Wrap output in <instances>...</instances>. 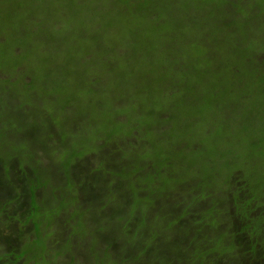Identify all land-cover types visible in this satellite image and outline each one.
<instances>
[{
  "label": "trees",
  "instance_id": "16d2710c",
  "mask_svg": "<svg viewBox=\"0 0 264 264\" xmlns=\"http://www.w3.org/2000/svg\"><path fill=\"white\" fill-rule=\"evenodd\" d=\"M77 6L0 0L1 140H34L30 166L0 150V264H264V0L203 2L174 59L117 60L118 41L84 26L109 11Z\"/></svg>",
  "mask_w": 264,
  "mask_h": 264
},
{
  "label": "rangeland",
  "instance_id": "374dc122",
  "mask_svg": "<svg viewBox=\"0 0 264 264\" xmlns=\"http://www.w3.org/2000/svg\"><path fill=\"white\" fill-rule=\"evenodd\" d=\"M11 1V0H10ZM18 1V0H15ZM64 5L66 6L67 3L70 0H62ZM131 0H71L72 4V10L73 12H79L77 3H79V8L80 10L85 9L86 2H89L93 8H96L97 6H101V8L104 11H109L110 17H104L102 19L101 17H88L89 20L84 19V26L85 28H90L88 32L93 31V34L102 36L100 34H106V38H110L111 41H118V47L116 48L117 60L121 59H136L137 57H140V60H142L143 55L145 54L148 56H153L156 57L157 50L158 52L161 50L162 47H173L172 52H170L172 55H168L166 57L172 56V59L179 57L183 51V47L188 46L191 47L192 44L188 45V42L185 41L182 43L180 40L176 38V33L179 30L178 24H182L185 26L186 24H191L192 19L194 18L197 14L201 15L202 11H207V13L210 12L209 8L207 6H202L203 2L206 5L210 1H220V2H225L226 0H156L158 2L157 5L153 8V11L156 12V14L159 17H147V20H145L143 17H135V11L136 9H139L142 7V3H133V5L130 4ZM135 2L136 0H132ZM167 1H169V4H165ZM180 2V4H176ZM176 4V5H175ZM262 4V3H260ZM159 6V8L157 7ZM129 7V8H128ZM128 8V9H127ZM172 8H176L177 15H174L173 17H169L166 19H162L161 17H166L164 10L167 9V11H170ZM213 11V10H211ZM226 9H224L223 5L222 8L219 6L214 10V16L219 17L218 19L223 22L225 17H230L227 16L226 14ZM13 15L12 11H10L9 15ZM118 15H124L126 17H123L121 19L122 24L118 25L123 26L125 30L122 28L119 29L118 26L116 25L115 22V17H118ZM264 15V12L262 13ZM261 15V16H262ZM213 16V17H214ZM4 17H6L4 15ZM4 17H0V24L4 21ZM122 17V16H120ZM223 17V18H222ZM264 17V16H262ZM10 17H8L9 19ZM191 19V23H190ZM19 20V18H16V21ZM149 20L152 21V23L149 22ZM12 23L10 24H4L3 26H6V28H10L11 24L15 25L14 20L11 21ZM88 24V27L85 25ZM118 22V21H117ZM179 22V23H178ZM79 24H83L82 21H79ZM264 27V26H263ZM261 29H263L261 27ZM6 30V29H5ZM84 30H78L79 36L82 34V31ZM62 34L61 37H63V33L60 31ZM67 39L68 37L65 36ZM89 38V37H87ZM70 47L68 49H65L63 52H66L67 50L73 51L74 44L70 43ZM181 52L180 55H178V52ZM255 49V54L260 55L261 53H264V45H260V48L258 45L254 48ZM155 55V56H154ZM62 57L65 56L64 53L61 55ZM83 56H85L83 53L80 52V57L77 55V61L76 59L72 61L70 64L67 62L65 63V68L68 70H76V66L82 68L84 65L81 63ZM162 57H157L156 61H161L160 59ZM165 58V57H164ZM88 61L86 60V63ZM14 67L9 68L11 70L8 73V76L13 77L14 79L17 78L19 80H22V73L21 72H16L13 70ZM88 70V67H86V71ZM33 69H28L25 71V75L28 74V77L30 79H33V87H40L41 84L36 82L34 77L36 76L33 74ZM74 74L72 75V77ZM88 83V82H87ZM83 86L88 87L86 83L83 84ZM81 87L80 94L85 95L89 90V88ZM195 89H198L197 87ZM201 89V88H200ZM247 109H251L250 106H247ZM252 110V109H251ZM94 110L91 113H94ZM253 116L250 117L251 120L254 119L255 116H258V110L256 108L253 109ZM5 116V113L3 111H0V117L3 118ZM13 122V130L15 131V134H18L19 136L25 138L15 140H24L26 141V138L29 137L28 129L27 127L19 122L18 117H14ZM30 127H32L30 125ZM3 131V130H0ZM2 138L9 139L8 136L5 135H0V150L3 152V156L7 159H10V157L13 155H22L18 151V149L23 148V159L22 161L25 166H30L29 163L27 162L28 154L29 151L33 150V143L34 140L26 141L23 143H18V144H13L11 141L7 140H1ZM4 144L9 145L7 149H4ZM23 146V147H22ZM22 150V149H21ZM244 155L240 154V158H242ZM52 162V161H51ZM46 164V163H45ZM52 166L54 167V163L52 162ZM56 233H59V231H55ZM64 257L60 259V264H62V261H64Z\"/></svg>",
  "mask_w": 264,
  "mask_h": 264
}]
</instances>
